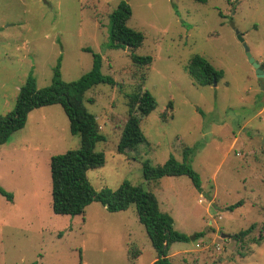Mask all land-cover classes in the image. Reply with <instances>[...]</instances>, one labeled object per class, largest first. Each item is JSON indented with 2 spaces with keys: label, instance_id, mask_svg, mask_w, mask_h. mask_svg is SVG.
I'll return each instance as SVG.
<instances>
[{
  "label": "rangeland",
  "instance_id": "rangeland-1",
  "mask_svg": "<svg viewBox=\"0 0 264 264\" xmlns=\"http://www.w3.org/2000/svg\"><path fill=\"white\" fill-rule=\"evenodd\" d=\"M121 1L131 7L127 25L144 36L133 52L150 55L149 65L135 66L130 50L108 46L109 15ZM245 46L264 62V0H0V114L14 108L29 75L38 88L48 86L59 63L61 78L74 81L97 53L101 72L116 83L97 84L84 97L105 136L95 146L105 163L87 172L92 187L140 185L175 230L203 231L170 245L173 264H264V78ZM196 54L223 71L215 86L199 85L187 71ZM138 85L156 106L140 122L145 141L120 153L127 94ZM7 142L0 186L13 199L0 194V264H153L156 252L135 205L111 212L94 201L82 215L53 212L50 157L80 142L61 105L35 110ZM185 149L201 191L185 175L144 179L143 162L182 161ZM30 175L38 186L26 195L21 186ZM251 224L248 235L234 238Z\"/></svg>",
  "mask_w": 264,
  "mask_h": 264
},
{
  "label": "trees",
  "instance_id": "trees-1",
  "mask_svg": "<svg viewBox=\"0 0 264 264\" xmlns=\"http://www.w3.org/2000/svg\"><path fill=\"white\" fill-rule=\"evenodd\" d=\"M195 1L205 3L207 0ZM130 17V5L121 1L109 15L108 46L130 50L129 57L135 66L149 65L152 61L150 55H137L133 52L141 46L144 36L140 31L127 25ZM101 62L100 55L93 53L91 69L77 80L69 82L61 78L60 65L57 63L51 83L40 88L36 86L32 75H29L18 90L14 108L4 115L0 114V146L6 143L14 132L25 126L30 111L44 106L61 105L68 118L70 132L77 134L80 142L78 148L50 157L53 212L82 215L85 208L94 201L99 202L111 212L126 210L130 205H135L139 222L145 227L156 252L153 264H173L168 256L170 245L176 241L188 242L191 239H198L204 235L203 231L188 236L175 230L173 218L161 211L155 195L140 185L123 182L114 190L104 188L97 191L88 180L87 172L90 169L102 167L105 163L104 153L95 149L97 142L104 141L105 136L100 133L95 115L90 113L84 105L85 93L100 83L110 86L116 83L112 76L101 72ZM187 71L201 86L211 85L213 81L218 82L223 77L222 70L216 69L207 59L198 54L191 58ZM155 106L154 97L148 90L143 89L142 85L136 86L131 93L127 94L128 117L117 143L118 152L123 153L127 149H133L145 141L140 122L154 110ZM188 155V149H185L182 161L169 157L160 165L143 162L144 179L185 175L195 188L201 191L200 176L187 161ZM0 194L9 201L13 199V194L1 186ZM242 203V200H239L230 205L229 209ZM254 227L255 224H251L247 229L236 233L234 238L237 240L244 238Z\"/></svg>",
  "mask_w": 264,
  "mask_h": 264
},
{
  "label": "crops",
  "instance_id": "crops-1",
  "mask_svg": "<svg viewBox=\"0 0 264 264\" xmlns=\"http://www.w3.org/2000/svg\"><path fill=\"white\" fill-rule=\"evenodd\" d=\"M51 106V105H50ZM44 107H48V106H44ZM41 108V107H40ZM37 109H39V108H36V109H33L32 111H30L29 112V114H28V116H27V122H28V120H29V118H30V116L32 115V113L35 111V110H37ZM27 122H26V124H27ZM26 124H25V126H26ZM24 126V127H25ZM23 129V128H22ZM9 142H6V143H4L3 145H1V148H0V152H2V148L5 146V145H7V146H5V147H7V148H9V144H8ZM12 145H11V149H12ZM5 152V151H4ZM50 156V155H49ZM39 157V155L38 154H31L30 155V158H33L34 160H36V159H40V158H38ZM47 158L48 157H46V159H45V162H46V160H47ZM36 165H38L37 163H35ZM26 178H28V179H25V183H24V185L23 186H21L23 189H25V193H26V195H27V191L29 190V189H31L32 188V186H34V188H36V186H38V183H33L32 181V179H37L36 177H33L32 175H30V176H26ZM37 181H38V179H37ZM155 260V259H154ZM154 262V261H153Z\"/></svg>",
  "mask_w": 264,
  "mask_h": 264
},
{
  "label": "water",
  "instance_id": "water-1",
  "mask_svg": "<svg viewBox=\"0 0 264 264\" xmlns=\"http://www.w3.org/2000/svg\"><path fill=\"white\" fill-rule=\"evenodd\" d=\"M240 41H243V38L239 35L238 36ZM246 55L249 59V62L252 64V66L255 69L256 75L259 79L264 78V62H258L256 61L250 54L249 48L245 46ZM214 86L217 84V81H213L212 83ZM263 87V86H262ZM222 236H225V234H222Z\"/></svg>",
  "mask_w": 264,
  "mask_h": 264
}]
</instances>
